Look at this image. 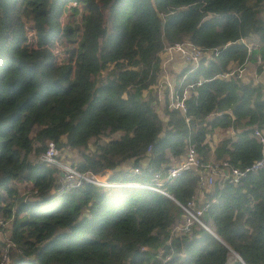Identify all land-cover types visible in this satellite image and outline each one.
<instances>
[{
    "label": "trees",
    "instance_id": "trees-1",
    "mask_svg": "<svg viewBox=\"0 0 264 264\" xmlns=\"http://www.w3.org/2000/svg\"><path fill=\"white\" fill-rule=\"evenodd\" d=\"M185 40L217 53L179 75L177 93L193 85L196 94L185 114L166 107L164 121L153 91L160 54ZM257 58L264 63V0H0L9 264H264V172L237 184L216 177L204 190L201 221L220 242L198 225L174 233L178 204L196 196L195 171L164 183L168 196L145 187L60 192L59 171L39 160L53 141L77 152V170L141 186L189 147L206 165L243 170L264 153L253 135L264 131L263 87L221 76ZM217 130L233 137L212 150L206 140ZM20 185L31 186L28 196Z\"/></svg>",
    "mask_w": 264,
    "mask_h": 264
},
{
    "label": "built area",
    "instance_id": "built-area-1",
    "mask_svg": "<svg viewBox=\"0 0 264 264\" xmlns=\"http://www.w3.org/2000/svg\"><path fill=\"white\" fill-rule=\"evenodd\" d=\"M217 53L215 50L205 51L200 47L194 45L188 40L181 43H176L174 45H166L164 51L161 53L165 58L173 59L178 57L186 65L191 66V68H197L202 59L210 60L212 56ZM257 64H261L260 58H257ZM191 70V69H190ZM160 72L163 75L159 76L162 81H158L155 87L161 90V88L166 89L168 92V109L180 110L183 114L186 112L185 101L191 96L195 95L196 92L193 91V85H188L183 88V91L178 94L172 80L168 78V74L165 73V68L160 67ZM241 68L237 67L233 70L223 74L221 78L224 80L238 79L240 77ZM184 80V78L182 79ZM200 83H198L199 85ZM154 87V88H155ZM254 137L264 145V131L254 129ZM39 160L47 166L56 168L60 173L59 181V191L66 192L73 189L80 188L84 185H91L101 191L107 190H118L122 188H139L145 187L152 191L161 193L168 196L164 191L161 190V186L164 183H170L174 181L181 173L185 171H195L198 174V186L197 188L203 190L213 185L214 179L212 174L222 176L224 179H228L231 183L237 184L239 181L245 177L247 174H257L259 172H264V153L263 156L255 161L250 166L241 170L239 168H232L226 161L221 162L217 165H206L201 161V158L196 153L194 147H189L186 150L184 159L182 162L177 164H169L163 172L156 173L154 175V185L152 186H141L139 184L130 182H119L112 181L109 177L104 176L105 174L94 173L92 171H79L74 165L65 159L63 154V148H59L53 141H47L45 145L44 152L40 155ZM140 168H135L132 174H139ZM183 212V224L182 226H176L174 228V233L179 234L180 232H189L194 225L202 227L206 231H210V228L201 221L202 214L207 209V204H202L193 197L186 204H178ZM6 226V222L0 216V234ZM13 244L10 241L4 239L0 245V264L10 263V249ZM161 255V254H160ZM169 257L162 260V264H166Z\"/></svg>",
    "mask_w": 264,
    "mask_h": 264
},
{
    "label": "crops",
    "instance_id": "crops-1",
    "mask_svg": "<svg viewBox=\"0 0 264 264\" xmlns=\"http://www.w3.org/2000/svg\"><path fill=\"white\" fill-rule=\"evenodd\" d=\"M160 60H161L160 67L164 66L165 73H167L168 74L167 75L168 78L170 80H172V83L175 86L176 90H178L180 88V86L183 84L184 80H182V79L183 78L185 79V74H184L183 77H181V76L179 77V75H181L184 71L188 70V72H193L196 69V68L192 69L191 66L189 67V65H186L178 57H174L173 59H168V58H165V56L163 54L162 55L160 54ZM250 65H253V64H250ZM250 65H246V66L241 68L240 77L238 79H239V81H241L244 84L251 83L250 81H248V79L243 77L245 67L247 68ZM256 65H259V64L256 63L254 66H256ZM228 68L231 71V70L237 68V65L236 64H230V66ZM259 68L261 69V67H259ZM175 70H176V73L173 74V72ZM256 70H258V66H257V69H253L252 72L256 73ZM162 75H163V72H160V76H162ZM174 77L177 78V80H174ZM159 80L162 81L160 78H158V81ZM252 84L256 85V84H260V83H258L256 81H253ZM156 89L158 90V92L156 93V96H157V99H158V103L156 105V110L158 112L159 117L162 120L166 121L167 117L165 115L160 116V113L162 112L163 109L165 110L166 107L168 108V92L166 91V89H165L164 93H163V91L159 90L158 87H156ZM263 93H264V89H263ZM212 135L213 136H209L207 138L206 142L208 143L209 147L213 150L215 148V146L220 141H222L224 139L232 138L233 137V132L229 131V130H217ZM183 159H184V156L178 157L176 159H172L171 160V164L180 163V162L183 161ZM210 163L213 164V161L210 160ZM104 174H105L104 176L110 177L112 173L110 171H107V172H104ZM215 176H217V175H215ZM220 177H222V176H220ZM206 189L207 188L201 190V189L197 188L195 198H196V200L198 202H204V200H205L204 190H206Z\"/></svg>",
    "mask_w": 264,
    "mask_h": 264
},
{
    "label": "rangeland",
    "instance_id": "rangeland-1",
    "mask_svg": "<svg viewBox=\"0 0 264 264\" xmlns=\"http://www.w3.org/2000/svg\"><path fill=\"white\" fill-rule=\"evenodd\" d=\"M257 66L261 67L260 71L256 70V73L252 72L253 69H257ZM176 70L173 72V74L176 73ZM243 77H245L246 79H248V81H250L251 83L253 81H256V82L260 83V85L264 89V64H260V65H256V66L250 65L247 68L245 67ZM174 80H177V78L174 77ZM153 91L155 93L154 95L156 96V93L158 92V90L156 89V87L153 88ZM161 91H163V93H164L165 92V89H161ZM162 115H165L164 114V109L160 113V116H162ZM210 136H213V135H210ZM63 154L65 155V159L68 162L72 163V164H76V163H78L80 161V157H79V155H77V152L71 150L68 147H63ZM212 176H213V179H215L216 177H220L219 175L215 176V174H212ZM16 187L19 189L20 195H22V196L25 197V196H28L30 194V188H31V186L20 185L19 187L18 186H16ZM5 234L6 233L4 231H2L1 234H0V237L2 239H6Z\"/></svg>",
    "mask_w": 264,
    "mask_h": 264
},
{
    "label": "water",
    "instance_id": "water-1",
    "mask_svg": "<svg viewBox=\"0 0 264 264\" xmlns=\"http://www.w3.org/2000/svg\"><path fill=\"white\" fill-rule=\"evenodd\" d=\"M208 233H210L211 235H213L217 240H219L212 232L207 231ZM220 241V240H219ZM221 242V241H220ZM237 258H239L238 256H236Z\"/></svg>",
    "mask_w": 264,
    "mask_h": 264
}]
</instances>
